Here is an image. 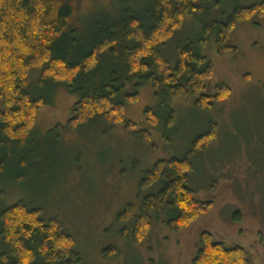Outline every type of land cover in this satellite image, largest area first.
Segmentation results:
<instances>
[{
    "label": "rangeland",
    "instance_id": "rangeland-1",
    "mask_svg": "<svg viewBox=\"0 0 264 264\" xmlns=\"http://www.w3.org/2000/svg\"><path fill=\"white\" fill-rule=\"evenodd\" d=\"M260 1L224 0L214 10L186 18L164 48L170 66L178 46L200 37L202 24ZM118 8L116 0L83 1L73 21L81 28L78 22ZM227 43L235 52L220 55L211 33L197 51L213 66L204 94L214 95L223 84L231 91L228 99L199 110L194 97L164 100L143 85L138 101L125 108V121L147 130L154 149L123 124L113 131L98 121L67 128L77 98L60 83L39 89L40 72L32 71L26 89L47 96L50 105L36 113L31 144L15 145L2 157L0 211L22 201L40 210L42 218L56 217L75 240L79 264H191L202 232L227 248H243L251 264H264V15L237 24ZM132 86L122 93H131ZM147 109L157 116L156 126L147 120ZM169 110L174 121L166 129ZM207 121L217 124L216 139L190 158L188 186L213 208L179 232L165 226L166 209L152 213L146 237L133 243L132 223L122 226L117 214L127 204L139 212L143 198L160 189L155 184L139 191L145 172L159 160L184 157L191 141L207 129ZM107 248L116 255L103 256Z\"/></svg>",
    "mask_w": 264,
    "mask_h": 264
},
{
    "label": "trees",
    "instance_id": "trees-1",
    "mask_svg": "<svg viewBox=\"0 0 264 264\" xmlns=\"http://www.w3.org/2000/svg\"><path fill=\"white\" fill-rule=\"evenodd\" d=\"M93 0H0V168L10 149L31 144L35 116L50 105L45 95L27 89L32 71L38 70L39 89L60 83L77 98L67 128L73 130L90 121L106 124L110 131L123 124L154 149L147 130L125 121L124 110L138 101L139 88L150 85L163 99L195 98V107L210 110L231 94L219 85L214 95L204 94L213 76L212 63L198 53L208 36L215 34L217 52H235L227 41L237 24L264 15V0L248 7H235L221 20L202 24L201 35L176 48V62L170 66L164 48L179 32L186 18L216 9L224 0H116L114 13L95 15L76 27L73 21L79 5ZM114 1V0H113ZM133 91L123 94L127 85ZM153 126L158 118L145 111ZM174 112L168 111L166 129ZM56 128L62 129L58 125ZM217 124L207 121V129L190 143L182 158L157 161L139 182L142 192L155 184L160 189L143 198L139 212L127 204L116 221L132 223V241L139 244L151 227V214L166 209L165 226L179 232L213 208L201 202L188 186L193 169L190 158L205 151L215 141ZM125 230V228H124ZM122 230V235L125 231ZM0 264H79L75 240L56 218H42L40 210L20 201L0 211ZM2 245V246H1ZM107 248L103 256L116 255ZM191 264H251L243 248H227L209 232H202Z\"/></svg>",
    "mask_w": 264,
    "mask_h": 264
}]
</instances>
